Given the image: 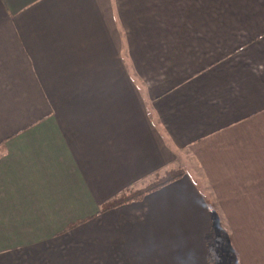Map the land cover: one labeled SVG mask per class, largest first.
I'll list each match as a JSON object with an SVG mask.
<instances>
[{
  "label": "crops",
  "instance_id": "obj_1",
  "mask_svg": "<svg viewBox=\"0 0 264 264\" xmlns=\"http://www.w3.org/2000/svg\"><path fill=\"white\" fill-rule=\"evenodd\" d=\"M236 201L264 207V0H0V264H211Z\"/></svg>",
  "mask_w": 264,
  "mask_h": 264
},
{
  "label": "rangeland",
  "instance_id": "obj_2",
  "mask_svg": "<svg viewBox=\"0 0 264 264\" xmlns=\"http://www.w3.org/2000/svg\"><path fill=\"white\" fill-rule=\"evenodd\" d=\"M121 53L122 60L127 65V48H121ZM237 193L238 191L235 192V194ZM239 193L241 194V191ZM246 194L250 195L249 199L254 198L252 191H248ZM236 202L238 205H230L228 208L225 207V204L215 206L218 212L216 213L215 229L209 240V246L212 253H214L213 255L219 258L220 264H234L235 260H239L237 251L242 243L241 238L246 231L255 229L257 225L264 228L263 222L259 221L260 223L257 224L254 219L259 212L264 214V207H257L252 204L245 206V202L239 205L240 201Z\"/></svg>",
  "mask_w": 264,
  "mask_h": 264
},
{
  "label": "trees",
  "instance_id": "obj_3",
  "mask_svg": "<svg viewBox=\"0 0 264 264\" xmlns=\"http://www.w3.org/2000/svg\"><path fill=\"white\" fill-rule=\"evenodd\" d=\"M185 173L186 172L183 169L168 171L164 175L158 176L145 188L141 190H131L115 198L104 207V211H108L135 201H139L150 193L160 190L165 186H168L169 184L180 180L185 176ZM213 254L214 253L211 254V264H218L219 258Z\"/></svg>",
  "mask_w": 264,
  "mask_h": 264
}]
</instances>
